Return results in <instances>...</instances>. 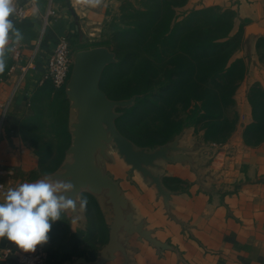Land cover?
I'll use <instances>...</instances> for the list:
<instances>
[{"label": "crops", "instance_id": "0c3cea01", "mask_svg": "<svg viewBox=\"0 0 264 264\" xmlns=\"http://www.w3.org/2000/svg\"><path fill=\"white\" fill-rule=\"evenodd\" d=\"M122 1L102 0L92 7L81 0H24L28 13L20 17L13 0L15 11L10 19L23 40L16 44L14 37L10 39L6 67L0 74V179L5 184L0 202L8 189L45 174L40 155L23 136L22 124L34 114L33 95L42 86L40 79L48 69L57 39L62 34L72 37L79 30L77 44L92 40ZM209 6L235 11L232 34L244 25L246 29L248 45L236 51V58L244 57L248 64L235 93L237 126L224 142L207 139L205 132L193 141L188 134L196 127L185 126L180 144L195 146L187 152L202 165L205 182L215 188H203L189 162L159 160L154 170L174 192L170 210L141 172H130L131 166L116 148L109 152L111 160L101 158L105 171L120 180L134 221H144L154 236L174 246L158 248L139 233L125 236L123 232L120 238L127 240L128 264H264V141L248 144L244 139L245 128L253 121L247 90L249 94L256 82L264 84V61L258 47L264 39V0H187L182 5L185 9ZM88 47L92 45L83 48ZM250 62L258 65L254 71ZM81 197L87 199V209L78 210L75 217L71 211L65 213L69 224L65 239L43 245L45 248L37 246L35 252L47 253V264H70L82 255L96 261L108 243L114 217L111 205L104 196L88 191ZM7 248L12 251L7 253ZM22 253L8 240L0 239V264H20ZM121 259L118 256L104 264H121Z\"/></svg>", "mask_w": 264, "mask_h": 264}, {"label": "rangeland", "instance_id": "374dc122", "mask_svg": "<svg viewBox=\"0 0 264 264\" xmlns=\"http://www.w3.org/2000/svg\"><path fill=\"white\" fill-rule=\"evenodd\" d=\"M186 2L187 0H123L119 8L106 20L99 34L92 36L94 37L92 40H88L83 44L72 45L74 54L79 49L89 45H108L117 52L119 60L110 64L104 70L102 86L111 93L113 98L124 95L126 86H132L140 90L136 93L137 98L134 102V107L123 111L122 115L124 117L120 122L122 131L137 141L139 145L153 146L156 143L171 139L175 135V133L171 135L175 122L181 120L185 123L186 119L191 120L190 116L198 110V103L201 102L193 99L190 104L186 103L185 97L187 94L196 95L197 87L194 84L189 85L188 91L172 96L173 99L170 102L164 100V97L168 95V91L160 90L161 87L159 85L146 91L144 81H140L134 73V66L140 63L144 57H149L155 63L154 65L150 63L151 67L155 66L159 69V80H167V69L175 66V52L179 47L182 48L183 44L181 41L173 44L159 38V30L162 28V23L158 21L153 23L151 20L144 19L145 25L149 26L146 30L148 34L146 37L140 36L138 31L132 34L126 33L125 28L135 26L140 21L141 11L153 8L160 3L166 8L169 7L174 10V25L176 22L186 18L195 9L183 8L182 5ZM227 18H231L229 13ZM204 22L201 23L204 24ZM245 30L244 25L241 28L242 37L233 41L229 46L231 48L241 43L235 53L240 47L245 46L246 43L248 45V41L246 42L244 39ZM259 44L264 61V39H260ZM235 53L233 58L238 55V52ZM184 54L190 61L196 62L194 53L187 51ZM250 65L254 71V67L257 64L251 63ZM150 70L152 71L153 69ZM261 73L264 78V71ZM221 81L227 83L228 78L226 79L224 76L211 77L208 86L211 89L220 90L218 83ZM44 85L39 87L33 95L34 114L22 124L25 140L34 147L41 157L42 173L53 171L59 167L63 159L66 158V149L71 142V133L68 126L70 101L66 95L65 88H56L52 83L46 88L43 87ZM247 95L249 97L248 90ZM161 104H164L165 107L160 106ZM225 116L229 120L234 118L232 111L227 112ZM205 123L206 120L198 122L195 125L196 131H191L188 137L193 141L199 140L206 130L203 127ZM228 132L229 128L226 127L217 133L212 130L210 135L213 138H223ZM67 220L64 214L62 220L52 224L47 244H58L65 239L69 227Z\"/></svg>", "mask_w": 264, "mask_h": 264}, {"label": "water", "instance_id": "95a60500", "mask_svg": "<svg viewBox=\"0 0 264 264\" xmlns=\"http://www.w3.org/2000/svg\"><path fill=\"white\" fill-rule=\"evenodd\" d=\"M118 60L117 52L108 45L79 49L65 86L70 101L68 126L71 142L66 149V158L58 168L47 174L73 183L74 191L68 193L73 198L81 197L83 191L104 196L114 213L110 224V239L100 251L98 260L90 261L82 255L70 264H104L108 260H116L118 256L122 257L121 264H128L127 240L120 238L123 232L125 236L139 233L140 238L148 239L158 248H174L172 244L154 236L144 221H134L120 180L114 178L111 172L105 171L101 163V158L111 160L109 152L112 148H116L131 166L130 172H141L156 187L169 210L174 192L165 186L161 174L154 170L159 165V160L189 162L202 187L207 190L215 188L205 182L202 165L187 152L195 146L180 144L185 127L171 140L156 146L139 145L122 132L117 123L124 111L121 108L134 105L137 94L128 98H113L101 85L106 67Z\"/></svg>", "mask_w": 264, "mask_h": 264}, {"label": "trees", "instance_id": "16d2710c", "mask_svg": "<svg viewBox=\"0 0 264 264\" xmlns=\"http://www.w3.org/2000/svg\"><path fill=\"white\" fill-rule=\"evenodd\" d=\"M228 13L231 15L230 19L227 18ZM234 15L235 11L232 9L209 6L192 10L186 18L173 25L174 10L169 7L166 8L160 3L153 8L141 11L140 21L135 26L125 28L126 33L132 34L138 31L140 36L146 37L148 35L146 30L149 26L145 25L144 19L151 20L153 23L158 21L162 23V28L159 30V38L173 44L180 43V41L183 44L182 48L179 47L175 52V66L167 69V80H159V69L155 66L151 67L150 63L153 65L155 63L149 57H144L140 63L134 66V73L140 81H144L146 91L153 89L156 85L161 87L160 90L168 91V95L164 97L167 102L172 101V96L188 91L190 84H194L197 87L196 95L187 94L185 100L188 104L193 99L200 101L201 103H198L197 106L198 110L190 116L191 120L186 119L185 123L181 120L176 121L171 130V135L174 133L176 135L186 125L195 126L203 120H206L203 126L206 129L205 137L214 142H224L236 129L239 114L236 110L235 93L246 75L248 64L244 57L233 59L235 50L241 46V43L229 48L233 41L242 37L241 29L237 33L232 34ZM203 21H205L204 24L201 23ZM79 35L80 31L78 30L74 36L70 37L73 46L77 45L79 41L77 37ZM258 47H260L259 43ZM187 51L195 54L196 62L190 61L185 56L186 54L184 53ZM150 69L153 70L151 71ZM219 76L228 78V82H219L220 90L211 89L208 86L210 78ZM50 84H45L43 87L46 88ZM126 87L125 94L117 98H128L140 91L132 86ZM105 90L110 97H113L107 89ZM249 101L252 106L253 121L245 128L244 139L248 144H258L264 141V85L262 83L258 82L251 86ZM160 106L165 107L164 104ZM133 107L132 105L121 109L129 110ZM231 111L234 114V118L229 120L225 114ZM123 117L124 115L117 119L120 129V122ZM226 127L229 128V132L225 137L213 138L210 135L212 130L217 133ZM171 139L156 143L153 146L165 143Z\"/></svg>", "mask_w": 264, "mask_h": 264}, {"label": "clouds", "instance_id": "9594fccd", "mask_svg": "<svg viewBox=\"0 0 264 264\" xmlns=\"http://www.w3.org/2000/svg\"><path fill=\"white\" fill-rule=\"evenodd\" d=\"M92 7L99 6L102 0H83ZM13 0H0V74L5 70V52L10 39L19 44L23 35L10 16L14 13ZM11 34V35H10ZM74 184L53 178L47 173L34 182H24L10 188L0 202V239H6L24 253H34L37 246L49 241L52 224L62 220L71 211H86V198L68 193L74 191Z\"/></svg>", "mask_w": 264, "mask_h": 264}, {"label": "built area", "instance_id": "2783aa9c", "mask_svg": "<svg viewBox=\"0 0 264 264\" xmlns=\"http://www.w3.org/2000/svg\"><path fill=\"white\" fill-rule=\"evenodd\" d=\"M81 1L83 3V0ZM83 4L87 5L85 3ZM16 10L20 17H25L28 13L27 3L24 2V0H16ZM74 57L75 54L72 49L69 35L62 34L55 43L53 53L49 59L48 69L40 79V84L43 85L46 81H50L56 88H65L72 71ZM2 125L3 123L1 121L0 128ZM3 188H5V184L0 179V190ZM11 251V248H7V253ZM19 261L20 264H47V253L43 251L22 253L19 257Z\"/></svg>", "mask_w": 264, "mask_h": 264}]
</instances>
